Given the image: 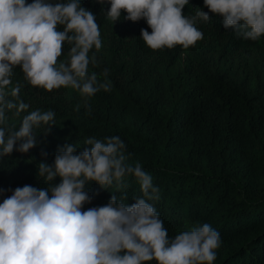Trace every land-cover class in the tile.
Wrapping results in <instances>:
<instances>
[{
    "label": "trees",
    "instance_id": "trees-1",
    "mask_svg": "<svg viewBox=\"0 0 264 264\" xmlns=\"http://www.w3.org/2000/svg\"><path fill=\"white\" fill-rule=\"evenodd\" d=\"M80 4L96 16L102 40L92 50L99 65L90 64L89 74L108 69L111 91L85 102L72 88L49 92L25 85L20 96L29 108L19 116L7 112L6 126L18 128L36 109L55 112L56 124L47 133L44 126L34 129L38 143L27 153L0 157V202L16 187H46L36 166L51 164L59 146L73 143L79 153L88 137L119 136L127 162H139L160 189L155 208L169 237L209 223L221 239L213 264H264V36L239 38L203 0H189L183 14H209L196 24L203 39L186 50L154 51L140 37L142 28L151 32L144 19L126 20L122 11L112 23L105 18L107 2ZM67 50L65 44V56ZM14 72V81L23 80L19 66ZM125 179L121 191L90 182L92 199L82 210L107 204L113 193L135 203L139 185Z\"/></svg>",
    "mask_w": 264,
    "mask_h": 264
},
{
    "label": "clouds",
    "instance_id": "clouds-1",
    "mask_svg": "<svg viewBox=\"0 0 264 264\" xmlns=\"http://www.w3.org/2000/svg\"><path fill=\"white\" fill-rule=\"evenodd\" d=\"M96 2L110 5L104 13L112 23L122 11L126 20L144 19L151 32L142 28L140 37L154 51L194 46L203 39L197 22L210 20L200 9L193 16L183 14L189 0ZM203 4L237 37L257 41L264 36V0ZM101 46L96 16L80 0H0V157L14 150L27 153L38 143L34 129L44 126L47 133L56 124L55 112L36 109L18 128L6 126L7 112L19 116L29 108L20 96L25 85L49 92L72 88L85 102L101 90L111 91L108 69L89 74L90 64L99 65L92 50ZM17 66L23 80L14 81ZM84 144L88 147L79 153L73 143L59 146L51 164L38 163L36 176L46 187H16L0 202V264H213L219 232L203 223L169 237L155 208L160 189L139 162H127V145L119 136L88 137ZM129 176L141 193L135 203L127 205L126 194L113 193L107 204L82 210L92 199L86 191L90 182L121 191Z\"/></svg>",
    "mask_w": 264,
    "mask_h": 264
}]
</instances>
